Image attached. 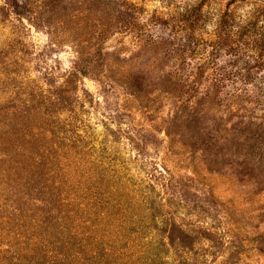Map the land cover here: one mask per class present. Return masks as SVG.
Masks as SVG:
<instances>
[{"label": "rangeland", "instance_id": "1", "mask_svg": "<svg viewBox=\"0 0 264 264\" xmlns=\"http://www.w3.org/2000/svg\"><path fill=\"white\" fill-rule=\"evenodd\" d=\"M213 70L264 93V0H0V264H264V98Z\"/></svg>", "mask_w": 264, "mask_h": 264}, {"label": "trees", "instance_id": "2", "mask_svg": "<svg viewBox=\"0 0 264 264\" xmlns=\"http://www.w3.org/2000/svg\"><path fill=\"white\" fill-rule=\"evenodd\" d=\"M106 1V0H104ZM189 43L188 40H183L178 43L180 45H186ZM225 42L219 39H216L210 44L211 49L216 50L219 49ZM164 44L169 48L170 51L174 49V42L165 39ZM227 46V44L225 45ZM216 57V56H215ZM215 57H211L207 60V64H215ZM179 79L183 82L184 85L188 89H194L197 85H203L202 91L199 93H203L204 96L208 99L214 101L222 106H228L230 109L234 110L239 107L244 106L243 103H247L248 99H253L256 103H259L261 98H264V93H262L263 89L260 87H256L255 89L246 88L244 85L249 80H257V78L250 73L249 71H221V70H213L211 72H193L190 71L188 73H182L179 75ZM41 222L33 221V223H28L24 227L37 228L41 227ZM51 229H55L54 225H51ZM29 229L26 228L25 231ZM31 235H35L33 230H30ZM23 236H26L25 233ZM47 240L45 239V233L33 236V239L30 241L29 245L24 248V252L26 254H37L43 251L45 247L44 243ZM30 246V247H29ZM55 255H59L62 259L66 258V252L63 249H57L55 251ZM17 258V257H16ZM26 264H30V261Z\"/></svg>", "mask_w": 264, "mask_h": 264}]
</instances>
